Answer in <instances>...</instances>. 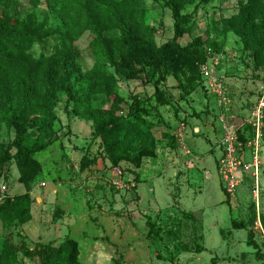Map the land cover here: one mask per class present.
I'll return each instance as SVG.
<instances>
[{"label": "rangeland", "instance_id": "obj_1", "mask_svg": "<svg viewBox=\"0 0 264 264\" xmlns=\"http://www.w3.org/2000/svg\"><path fill=\"white\" fill-rule=\"evenodd\" d=\"M41 1L35 6L30 0H0V21H6L2 11L8 8L21 19L32 14L41 34L48 32L30 51L35 59L64 50L65 42L57 31L74 21L72 16L61 18L49 9L46 0ZM166 2L137 0L157 46L174 37V19ZM246 3L186 0L180 5L181 14L189 15V20L179 44L194 45L192 52L198 60L193 70L204 65L212 68L232 114L239 116H245L253 106L264 82V66H257L253 53L264 38L259 34L243 38L241 25L226 30L228 20L243 16ZM88 27L81 22L78 36L68 39L70 61L77 68L60 84L62 91L53 109L56 119L47 133L46 146L29 156L28 172L37 171L29 183L31 219L8 228L0 219V260L6 259L9 246L15 261L10 262L11 256L4 264H264L263 246L259 249L248 243V233H253L259 217L264 226V128L259 200L252 194L251 175L236 197L229 198L217 167L223 136L218 119L220 98L207 89V81L188 70L176 75L143 70L138 78L127 79L110 68L117 79L116 95L100 91L89 107L112 109L118 96L122 101L117 116L125 118L133 100H139L150 108L149 115L143 114L154 123L152 132L158 147L157 156L144 157L140 167L128 161L112 164L101 138L95 136L88 107L70 100L67 94L73 80L84 78L95 66L94 34ZM105 34L109 38L122 36L117 28ZM213 42L215 48L210 46ZM10 61L16 72L27 71L24 57L11 56ZM193 123L201 130L192 136L189 125ZM179 124L186 125L182 142L173 139ZM15 140L16 130L3 125L0 184H7L13 197L28 189L20 181L21 173L12 157L17 151ZM180 146L197 157L194 168L185 163L194 158L192 152L183 153ZM162 148L167 150L162 152ZM149 218L155 229H151ZM232 220L246 228H232ZM158 228L161 231L157 234ZM68 242L75 257L65 248Z\"/></svg>", "mask_w": 264, "mask_h": 264}, {"label": "trees", "instance_id": "obj_2", "mask_svg": "<svg viewBox=\"0 0 264 264\" xmlns=\"http://www.w3.org/2000/svg\"><path fill=\"white\" fill-rule=\"evenodd\" d=\"M210 1L200 0V3L207 4ZM30 2L35 6L42 3L41 0ZM185 2L167 0L166 7L171 10L174 19V37L169 43L157 46L152 30L144 24L137 0H46L51 11L58 12L64 19L72 16L74 21H69L65 30L57 31L66 48L51 56L42 54L37 59L30 51L41 40L42 34L48 35V32L41 34L32 14L21 19L11 14L8 8L2 11L6 21H0V130L3 125L16 130L17 151L12 157L16 159L20 170V181L28 188L24 194L10 196L0 206V219L6 228L14 224H25L31 219L33 199L29 183L35 179L37 171L28 172L29 156L46 146L47 133L56 119L53 109L62 91L60 84L70 79L77 68L70 61L71 54L67 46L69 38L75 39L78 36L81 22L88 23V28L94 34L92 48L96 62L84 78L73 80L67 90L68 97L80 106L88 107L86 113L94 121L95 136L101 138V146L112 164L128 161L140 167L144 157L157 156L158 147L152 132L154 123L144 116L150 114V108L134 99L128 115L121 118L117 116L122 101L118 96L112 109L91 108L88 103L100 91L108 95L115 94L117 79L110 68L127 79L138 78L143 70H162L172 75L188 70L202 77L200 68L193 70L197 69L195 64L198 60L192 52L194 45L182 47L178 42L189 20V15L181 14L180 5ZM226 23V30L230 31L235 29L233 26L241 25L240 35L243 38H252L258 34L264 38V0H247L243 16ZM111 28L119 29L122 36L107 37L105 33ZM210 46L215 48V43ZM253 53L257 66H264V42L257 45ZM11 56L24 57L27 60V71L16 72L10 61ZM135 65L140 69L135 68ZM59 72L62 77H59ZM173 139L177 142L176 137ZM184 216L191 218L187 213ZM150 221L149 218L151 229H155ZM231 225L234 229L246 228L236 220H232ZM160 231L158 228L156 233ZM248 243L261 249L262 244L254 232L248 233ZM65 248L69 253L72 251L75 257L72 244L66 243ZM7 249L6 259L0 260V264L6 263L11 256L10 262L15 261L13 250L9 246Z\"/></svg>", "mask_w": 264, "mask_h": 264}, {"label": "built area", "instance_id": "obj_3", "mask_svg": "<svg viewBox=\"0 0 264 264\" xmlns=\"http://www.w3.org/2000/svg\"><path fill=\"white\" fill-rule=\"evenodd\" d=\"M211 61L213 62L214 59L212 58ZM200 72L202 78L207 81V89L220 98L218 119L222 123L223 136L220 141L222 155L217 167L223 181L224 192L229 198L236 197L239 187L245 183L248 175H251L254 179L252 194L256 200H259V175L262 166L260 153L263 146L264 128V82L260 86L253 106L245 116H239L232 114L231 104H228L224 96L223 85L214 78L213 69L204 65L200 67ZM175 130V137L182 142L186 125L179 124ZM185 153L189 154V151L185 150ZM186 166L193 168L194 160L189 158ZM10 196L7 184H0V206ZM253 232L264 248V226L260 217L255 223Z\"/></svg>", "mask_w": 264, "mask_h": 264}, {"label": "crops", "instance_id": "obj_4", "mask_svg": "<svg viewBox=\"0 0 264 264\" xmlns=\"http://www.w3.org/2000/svg\"><path fill=\"white\" fill-rule=\"evenodd\" d=\"M189 128H190V129H189V130H190V134H191L192 136H193L194 134H196V130H197V131H198V130H199V131L201 130V126H199V125H197V124H195V123H193L192 127L189 125ZM179 148L184 149V150H183V151H184L183 153H185V147L180 146ZM165 150H167V149L162 148V152L165 151ZM176 150H178V149H176ZM186 150H188L190 153L192 152V150H190L189 148H186ZM191 154H192V156H194V155H193V152H192ZM190 158H192V157H190ZM196 158H197V157H195V156H194V158H192V159L194 160V164H195ZM188 159H189V158L186 159L185 163H187V160H188ZM194 167H195V166H194ZM194 167H193V168H194ZM176 174H179V172H176ZM208 178H211V173L208 174ZM223 191H224V190H223ZM227 201H228V200H227ZM231 226H232V225H231Z\"/></svg>", "mask_w": 264, "mask_h": 264}]
</instances>
